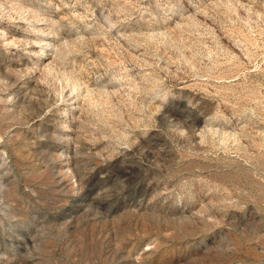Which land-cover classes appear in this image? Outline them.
Segmentation results:
<instances>
[{
    "label": "rangeland",
    "instance_id": "374dc122",
    "mask_svg": "<svg viewBox=\"0 0 264 264\" xmlns=\"http://www.w3.org/2000/svg\"><path fill=\"white\" fill-rule=\"evenodd\" d=\"M0 264H264V0H0Z\"/></svg>",
    "mask_w": 264,
    "mask_h": 264
}]
</instances>
